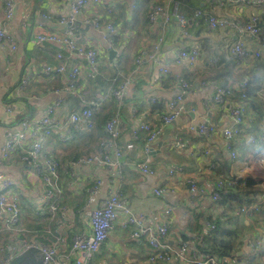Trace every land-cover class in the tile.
Returning a JSON list of instances; mask_svg holds the SVG:
<instances>
[{"label":"crops","instance_id":"obj_1","mask_svg":"<svg viewBox=\"0 0 264 264\" xmlns=\"http://www.w3.org/2000/svg\"><path fill=\"white\" fill-rule=\"evenodd\" d=\"M15 1L16 14L7 29L14 35L17 49L0 45V143L4 141L6 131L12 127L18 129L22 121L35 123L43 110L56 100L54 90L65 86L66 83L62 75L44 74L46 64H57L54 54L58 48L39 44L37 36L41 33L62 32L64 27L59 24V19L68 14L70 0ZM89 1L78 16L79 28L75 37L80 45L97 50L101 60L100 76L90 78V68L86 63H82L84 67L77 86V95L66 97V105L58 111V120L62 121L73 111L86 107L88 101L94 97L118 88L127 77L132 76L133 84L122 107H118L113 97L103 103L96 113L93 131L80 134L75 141L67 144L59 143L54 135L49 138L45 154L60 162V171L65 179L56 221L48 218L47 208L42 202L44 184L34 169L26 168L27 165L20 160L19 150L0 166V173H5L16 182L13 192L21 200V234L29 241L52 244L54 238L48 230L56 229L55 223L62 216H66L61 235L70 248L73 238L89 226L86 210L100 207L109 191L119 184L136 214H146L153 223L163 219L169 223L168 242L171 247H177L185 238L196 245L197 236L202 227H206L207 222L228 215L222 203L214 204L210 199V193L206 189L213 182L234 178L245 181L246 178L252 177L259 183L262 193L254 198L250 197V204L264 199V153L261 154L264 144H252L249 139L250 136H259L264 131V51L257 40L243 36L252 53L260 51L262 56L257 59L251 55L244 61H237L229 54V49L241 35L232 27L211 30L205 16L215 14L235 23L257 15L260 18L259 26L264 33V5L233 3L222 6L210 0H177L181 12L189 20L187 30L182 33L175 17L168 23L161 21L153 25L148 19V14L155 4L165 5L171 10L173 5L168 0H101L98 5ZM133 5L136 6L135 9ZM3 8L4 0H0V19L3 16ZM197 10L202 11L204 15L195 18ZM97 16L115 27L111 41L113 50L117 53L112 58L100 34L90 24H85L86 20ZM160 37H163L164 41L160 46L158 60H145L143 66L133 74L137 55L141 51L153 52ZM196 43L201 48L196 64H178L177 52ZM159 61L170 70V74L164 78L159 76ZM26 76L30 77V81L21 88L22 80ZM254 76L260 78V82L254 84L258 88L261 87L260 91L257 97L242 100L240 95L243 91L240 86L247 84ZM180 79L191 83L184 95L188 112L179 118L174 126L167 125L163 134L151 145L150 151L146 152L144 145L147 134L142 133L139 139H135L132 137V128L143 122L153 126L162 125V114L153 112V108L156 103L166 105V101L181 93ZM222 88L233 91L232 98L227 100L225 106L212 100V96ZM153 98H156L155 102H152ZM236 104H244L246 112L241 136L233 142L237 153L236 159H233V150H229L222 130L233 125L228 112ZM132 108L137 109L135 116L132 115ZM116 115L120 116L125 126L122 142L133 141L136 145L133 151L125 155L117 182L111 183L105 171L87 167L78 169L76 178L71 180L68 173L72 161L98 150L105 136L106 121ZM205 120L215 123L218 127L212 137L198 135L189 130L191 125H198ZM176 137H181V146L175 144ZM159 142H163L162 147H159ZM173 155L175 158L171 157ZM144 161L155 171L154 176L144 175L137 169L136 165ZM175 166L185 167V172L171 177L169 169ZM97 177L102 179V184L93 193L92 187ZM191 179L196 180L207 194L194 197L189 185ZM157 187H164L168 191L158 197L154 194ZM247 199L243 197V201ZM167 208H171L170 214H164ZM236 210L239 209L229 212V218L234 216ZM220 213L224 214L223 217ZM239 218L248 227V237L252 233L257 234L252 222L243 216ZM123 220L124 216H120L119 222L91 264L104 261L108 263L104 258L120 253L130 257L124 264L163 263H151L153 251L148 247L147 241L133 238L131 230L121 226ZM255 222L264 227V211L258 214ZM4 224L5 218L2 217L0 227ZM5 236L0 232V243ZM191 249L193 250V245ZM245 249L239 255L250 254L248 244ZM174 261L172 260L173 264H177Z\"/></svg>","mask_w":264,"mask_h":264},{"label":"built area","instance_id":"obj_2","mask_svg":"<svg viewBox=\"0 0 264 264\" xmlns=\"http://www.w3.org/2000/svg\"><path fill=\"white\" fill-rule=\"evenodd\" d=\"M137 1V0H133ZM215 4L227 6L233 3H247L264 5V0H210ZM89 0H70V10L68 14L63 15L59 19V24L64 27L61 33L49 32L41 33L37 36V41L41 45H53L58 48L54 54V59L57 64H46L43 72L47 76L62 75L66 83L65 86L54 90L56 100L43 110L41 117L33 124L29 121H22L20 127L10 128L5 133V139L0 143V166L5 161L10 160L16 151H20V160L27 165L26 168H33L35 174L41 179L44 184V193L42 202L47 208V215L52 221L57 220V215L60 210V201L63 196L64 177L61 174V164L58 160L48 157L45 154L49 138L53 135L61 144H67L75 141L78 135L85 132H91L95 129V116L103 103L110 97H113L117 102L118 107H122L127 97L129 88L132 83V76L116 89L98 95L88 101L86 107L73 111L67 118L62 121L58 120V111L66 105V97L68 95H77V86L83 72V62L90 68L88 76L95 79L100 74L99 56L96 49L85 47L77 42L75 33L78 31L79 22L78 16L83 9L89 4ZM94 5H98L101 0H91ZM172 4V9L169 10L165 5L155 4L149 14L150 23L158 24L170 22L175 17L179 27L184 33L189 25V20L180 12L177 0H168ZM136 6L133 5V9ZM17 10L15 0H4L3 16L0 19V45L9 46L11 49H17L16 39L13 34L7 29V25L14 19ZM112 11H109L111 13ZM203 12L197 10L194 14L195 18L203 16ZM208 27L211 30L235 28L241 35V38L236 44L229 49V54L237 61H244L251 55L259 58L262 53L255 51L252 53L243 36H249L260 43L264 51V33L259 26L260 18L257 15H252L246 21H237L231 23L227 19L219 18L217 15L205 16ZM85 24L91 25L101 36L102 40L107 44L109 50H113L111 37L115 32V27L110 22L103 21L99 16L86 20ZM164 41L160 37L153 52L141 51L136 57V68L133 70L135 74L139 68L143 66L145 60L156 62L160 46ZM201 48L199 44H195L187 49H181L177 52L176 59L178 64L188 63L194 66L200 58ZM159 76L164 78L170 74L168 67L158 62ZM30 77L26 76L21 83V88L28 85ZM181 88L183 89L176 97L166 101L167 110L161 116L162 125L153 126L150 123H139L132 128V137L139 139L142 133L147 134V139L144 145L146 152H149L151 145L163 134L164 128L167 125L175 123L179 118L188 112V107L185 103V93L188 89V84L181 80ZM245 85H241L242 99H246L244 93ZM233 91L228 88L219 89L212 100L221 105H227V100L232 98ZM156 98L152 99L155 102ZM12 109H9L11 111ZM246 107L244 104H236L229 109L228 115L233 121V125L225 127L222 133L226 139L228 148L231 143L241 136L242 127L245 123ZM137 113L136 108H132V115ZM218 127L215 123L205 120L198 125H191L189 130L198 135L212 137ZM125 131L124 122L120 116L116 115L108 119L104 125L105 136L100 142V146L96 152L91 155L80 156L72 161L71 170L68 173L71 180L77 176V170L80 168L101 169L109 176L111 183H116L123 165V159L126 154L133 151L136 147L133 141L122 142L121 138ZM252 144H264V134L260 137L250 136ZM30 143V144H28ZM175 144L182 145L181 137H176ZM264 151L261 152L263 155ZM233 159H236L237 153H231ZM137 169L144 175L154 176L156 173L147 161L138 163ZM185 167L175 166L169 169L171 177L177 174H183ZM102 184L101 178H96L92 187L94 193ZM16 185L15 180L7 176L5 173H0V218H5V224L0 232L4 235L10 234V240L6 243H0V264H14L15 261L23 256L31 249H36L41 255V264H91L95 256L100 252L105 242L108 240L111 231L119 222L120 216H124L121 226L124 229H130L131 235L137 240L145 239L152 249L153 255L150 257L151 263L163 262L170 263L172 260L179 264H236L237 258L216 256L206 251V245L201 239L198 240L199 247L191 249L193 242L180 241L177 247H171L168 242L170 225L166 220L155 221L153 223L150 218L144 213L136 214L131 209L127 199L123 194V188L119 184L109 191L107 197L102 201L100 207L86 210V215L89 221L87 230L76 235L72 240L70 248L67 247L65 238L61 235L66 216H62L55 223L56 229H49L48 233L53 236L52 244H45L39 241H29L22 233V215L20 207V199L13 189ZM190 190L195 197L198 194L210 193V199L214 204L221 203L224 196L239 186L244 185V181L237 179L216 180L208 189L204 190L199 186L196 180L189 181ZM168 189L157 187L154 189V194L162 197ZM264 209L263 201H255L250 205L243 206L236 210L234 214L243 216L248 221L253 223L254 230L257 232L251 235L247 241L250 247V254L246 256L251 259L258 254L264 252V227L256 224L255 219ZM171 208H167L164 214H170ZM152 221V222H151ZM54 227V228H55ZM214 224H206L203 227L202 234H207L215 230ZM260 232V233H258ZM105 262V261H104ZM100 264H107V263Z\"/></svg>","mask_w":264,"mask_h":264},{"label":"trees","instance_id":"obj_3","mask_svg":"<svg viewBox=\"0 0 264 264\" xmlns=\"http://www.w3.org/2000/svg\"><path fill=\"white\" fill-rule=\"evenodd\" d=\"M112 37H111V40H112ZM170 80L173 81V79H170ZM181 80H184V82L188 84L189 86L188 89L191 87V83H189L185 79H180L179 84H182ZM256 82H260V78L257 76H254L251 80L247 82V84H244L245 85L244 93L246 94V99L247 98L252 99V98L257 97V94L259 93L261 87L258 88L254 86ZM241 95H242V92H241ZM246 99H242V100H246ZM165 110H166V105L164 103H156L153 108V112H159L160 114H164ZM263 134H264V131L257 137H260ZM233 142L231 143V146L229 149L231 151L233 150L232 152L235 151V143L233 144ZM231 191L232 193L230 194ZM231 191L229 192L230 195L228 194L224 196L221 202L223 205L222 207L224 211L228 213V215L226 216L225 214L226 217L224 218L220 217V219L218 220L213 219L212 220L213 222H207L209 224H214L216 226L215 230L207 234H204V235L202 234L203 230H201L197 236V241H196L197 244L193 246L194 248L199 247L198 240L201 239V241L204 242L206 245V251L216 256L217 258H223V257L237 258L236 264H264V253L261 255L258 254L255 257H252L251 259H247L246 256L244 255H239L240 252L246 250L245 246H247L248 227L244 224V222L240 220L239 218L240 216L238 215L236 216L234 214V216L229 218L230 216L229 212H232L235 209H240L243 206H246V204L250 205L249 198L250 197L254 198L257 195L262 193V190L259 187V183L254 178L248 177L245 179L243 186H239ZM243 197L248 198V199L246 201H243ZM20 207H21V200H20ZM221 215L223 217L224 214H221ZM230 221L231 223H229ZM230 226L232 227L230 228ZM252 235H255V233H252ZM10 237H11L10 234H7L3 238L2 243L8 242L10 240ZM182 241L190 242V240H188L187 238L183 239ZM148 247L151 249L149 244H148ZM21 257H23V261L19 264H41V255L39 251L36 249H31L30 251H28ZM161 264H173V262L171 261L170 263H161Z\"/></svg>","mask_w":264,"mask_h":264},{"label":"rangeland","instance_id":"obj_4","mask_svg":"<svg viewBox=\"0 0 264 264\" xmlns=\"http://www.w3.org/2000/svg\"><path fill=\"white\" fill-rule=\"evenodd\" d=\"M101 60L99 59V64H100ZM172 158H175V156H171ZM264 211V209H263ZM3 233V232H2ZM260 233V232H258ZM249 238H251V236H247V241L249 240ZM103 251L105 252L106 249L105 247L103 248ZM264 252V251H263ZM108 255H111L110 253H108ZM103 256H107V255H104ZM103 256L101 258H103ZM104 259H107L106 261L108 262L107 264H124L125 261H129L130 260V257L129 256H123L122 253L120 254H113L112 257L110 258H104Z\"/></svg>","mask_w":264,"mask_h":264},{"label":"water","instance_id":"obj_5","mask_svg":"<svg viewBox=\"0 0 264 264\" xmlns=\"http://www.w3.org/2000/svg\"><path fill=\"white\" fill-rule=\"evenodd\" d=\"M117 52L115 50H110V58H112ZM99 74L96 76V78H99ZM181 90H183L182 88H180ZM178 95V94H177ZM176 95V96H177ZM175 96V97H176ZM175 123L171 124L170 126H174ZM168 135V132L166 133V136ZM159 147H162L163 142H159L158 143ZM23 260V257H19L14 264H19L21 261Z\"/></svg>","mask_w":264,"mask_h":264}]
</instances>
